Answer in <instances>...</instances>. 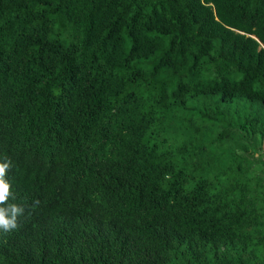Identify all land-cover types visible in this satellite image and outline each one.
<instances>
[{"label":"trees","instance_id":"1","mask_svg":"<svg viewBox=\"0 0 264 264\" xmlns=\"http://www.w3.org/2000/svg\"><path fill=\"white\" fill-rule=\"evenodd\" d=\"M263 146L264 0H0V264H264Z\"/></svg>","mask_w":264,"mask_h":264},{"label":"clouds","instance_id":"2","mask_svg":"<svg viewBox=\"0 0 264 264\" xmlns=\"http://www.w3.org/2000/svg\"><path fill=\"white\" fill-rule=\"evenodd\" d=\"M9 167L10 161L0 163V205H6L0 207V230H3L4 232H8L16 228L17 219L24 212V209L22 207L14 203H7L9 197L12 196L11 185L5 179Z\"/></svg>","mask_w":264,"mask_h":264},{"label":"rangeland","instance_id":"3","mask_svg":"<svg viewBox=\"0 0 264 264\" xmlns=\"http://www.w3.org/2000/svg\"><path fill=\"white\" fill-rule=\"evenodd\" d=\"M263 148H264V146H263Z\"/></svg>","mask_w":264,"mask_h":264}]
</instances>
